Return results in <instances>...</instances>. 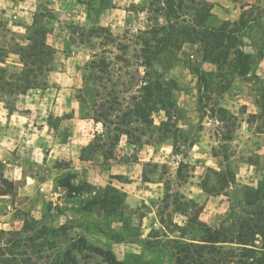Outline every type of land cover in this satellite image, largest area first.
Wrapping results in <instances>:
<instances>
[{"label":"rangeland","instance_id":"obj_1","mask_svg":"<svg viewBox=\"0 0 264 264\" xmlns=\"http://www.w3.org/2000/svg\"><path fill=\"white\" fill-rule=\"evenodd\" d=\"M159 1L21 0V17L0 4V77L23 71L33 29L52 51L35 88L0 90V171L13 184L0 195V264H175L176 242L202 239L187 227L195 221L232 239L247 221L262 247L253 234L255 222L264 232V0H207L250 71L232 55L204 62L198 44L170 49L153 67L175 81V108L147 126L130 98L144 81L139 33L167 27ZM109 92L118 112L107 110ZM96 109L109 112L104 125Z\"/></svg>","mask_w":264,"mask_h":264},{"label":"trees","instance_id":"obj_2","mask_svg":"<svg viewBox=\"0 0 264 264\" xmlns=\"http://www.w3.org/2000/svg\"><path fill=\"white\" fill-rule=\"evenodd\" d=\"M192 8L193 13L187 15ZM211 9L212 5L207 0H160L155 11H160L162 16L167 19V27H150V29L139 33L138 56L142 59L141 65L145 69L144 81L138 87L137 95L130 99L132 102L136 101L137 103L135 117L142 120V125L153 126L151 120L147 121L153 113L175 108L172 98V92L177 89L175 81L166 79L164 72H158L153 67L155 64L154 59L169 53L170 49L176 48L178 50L185 43L198 44L204 53V62L218 65L222 60H229L228 57L232 55L236 69L238 68L241 71L244 69V72L247 73L250 71L249 66L251 64L246 63L245 65L241 61V59H247L249 56L240 51L241 44L237 43L236 45V40L230 36L229 30H227L229 23H221L220 28L216 29L213 25L215 17ZM173 12L176 13L174 16L171 15ZM187 23H190L191 26L189 27ZM233 25L235 26L236 23H233ZM45 35L46 32L42 27L33 29L32 36L34 39H27L28 45L21 49L24 64L23 71L12 77L11 80H6L1 76L0 90L4 91L5 89L9 93L23 95L38 85V78L33 74L38 73L39 75L50 70L47 65V58L52 54V51L46 43ZM95 66L97 67L96 63ZM107 95L111 96V106L107 110L118 112L120 109L117 108L121 106L118 97L111 92ZM98 106L100 107V104ZM96 112L97 117L93 120L104 125V119L109 115V112L103 113V111H97V109L94 113ZM141 129L142 127H136L133 131L137 132ZM146 130L148 131L149 127ZM125 134L129 135V132ZM141 135H144V133H141ZM135 142H140V139L136 138ZM229 173L231 174V172ZM12 192V182L7 180L0 171V195H11ZM174 200L175 202L178 201L177 197ZM248 223L247 221L242 222L240 229L245 233H239L238 239H232L222 232L211 230L199 221L189 223L187 225L189 229L192 226L199 227L198 229L202 232V239L200 240L202 243H195L196 240L191 237H182L184 240L187 239V242L175 243V264H259L256 255L259 252L264 255V232H261L259 223L255 222L256 233L253 235H258L261 238L262 247L254 246L255 240H249L247 237L248 232L245 230L249 227ZM190 231L192 232L191 229ZM227 243L239 245L236 249L239 253L237 257H235L233 250L223 252L225 256L221 255L223 250L221 245ZM112 263L115 264V261H112Z\"/></svg>","mask_w":264,"mask_h":264},{"label":"crops","instance_id":"obj_3","mask_svg":"<svg viewBox=\"0 0 264 264\" xmlns=\"http://www.w3.org/2000/svg\"><path fill=\"white\" fill-rule=\"evenodd\" d=\"M23 1H25V0H23ZM4 2H6V4L9 6V9H10V5L9 4H14V5H18V10H19V15L18 16H26V15H28V14H30V12H28V11H21L19 8H24V6L22 5V3L23 2H21V0H0V4L1 5H3V3ZM60 128H62V125H61V127ZM60 132V131H59ZM74 144H75V142H73V143H69V151L68 152H70L72 149H73V147H74ZM68 148V147H67ZM249 169V167H245V170L247 171Z\"/></svg>","mask_w":264,"mask_h":264}]
</instances>
